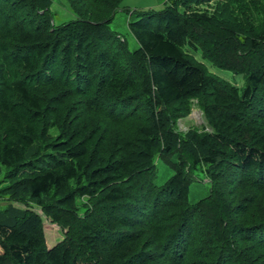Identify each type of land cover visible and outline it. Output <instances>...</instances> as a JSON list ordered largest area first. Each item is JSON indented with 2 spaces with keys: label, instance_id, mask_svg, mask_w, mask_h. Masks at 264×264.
<instances>
[{
  "label": "trees",
  "instance_id": "1",
  "mask_svg": "<svg viewBox=\"0 0 264 264\" xmlns=\"http://www.w3.org/2000/svg\"><path fill=\"white\" fill-rule=\"evenodd\" d=\"M78 1L80 19L62 26L49 19L51 0H34L29 18L18 14L28 0H0V111L11 115L0 119V171L12 178L11 196H30L69 228L47 247L39 215L0 209V264H264V10L169 0L131 13V50L111 20H87ZM199 47L214 65L244 73V88L194 61ZM141 95L151 125L126 141L129 151L91 146L84 102L121 120ZM195 98H204L210 130L180 138L168 111L188 114ZM161 145L173 173L157 184ZM200 168L209 191L191 201ZM79 197L90 200L84 211Z\"/></svg>",
  "mask_w": 264,
  "mask_h": 264
},
{
  "label": "rangeland",
  "instance_id": "2",
  "mask_svg": "<svg viewBox=\"0 0 264 264\" xmlns=\"http://www.w3.org/2000/svg\"><path fill=\"white\" fill-rule=\"evenodd\" d=\"M33 1L28 0L27 8L24 7L18 9V14L21 15L20 18H29L27 10H29V13H32L30 9L34 4ZM84 1L87 3V10L84 9L86 10L84 13L85 16L94 19L87 20L93 21V23H101L105 22L106 20H111V29L117 33L116 35L119 40L123 44H127V46H129V49L131 50H134L139 45L138 41L131 33L128 26V21L131 17V13L147 10L158 12L165 8L166 5L170 2L169 0H120L117 6H111L103 0L100 2V4L92 5L88 3L90 0ZM71 2H73V5H78L77 3L79 1L72 0ZM245 2H247L248 5L256 6L263 13V0H245ZM73 5H71L69 0H51V15L49 19H51L52 23L62 26L80 19V15L75 13L74 9H72ZM5 7V9H9L8 3L5 4ZM208 9L210 11L213 10V8L209 7ZM79 10L81 12L84 11L82 9ZM44 12L45 10H42L38 13L42 14ZM248 12L251 13L252 17L254 16V13L251 10H248ZM260 22H264V15L261 19H259V23ZM202 51V48L199 47L198 51H190L189 53L192 55L191 57L194 59V61L198 63H204L211 73L216 74L217 76L229 81L239 88H244V86L246 85V75L244 73H235L232 70L214 65L211 61L203 58ZM143 75L137 71V76L140 78V81H142ZM72 96L73 93L71 90H69L65 94V96H62V99L64 100L63 102L69 105ZM191 102V109L188 114H176L175 111H171L172 108H170L168 111V114L172 119L171 129L173 133H175L180 138H187L193 131L204 133L205 131L210 130L208 117L204 110V98H195ZM67 105L66 109H69ZM89 105V103L84 102L83 107H87V109L85 110L86 112L83 113V117L88 125H94L96 127L94 131L95 133L93 132L94 138L91 140L90 145L94 147V145H96V142L99 141L101 143L102 154H108V151H111V148H116V151L121 150L127 153L130 147L126 145V141L136 139L137 136H140L142 134L141 129L143 127H148L151 125V119L149 116L150 109L146 105V102L143 99L142 95L138 96V98L136 97L135 101L132 104L133 108L131 109V111L133 110L134 112L131 113L129 115V118L127 119H112L110 118V116L106 115L105 109L95 107V104L93 105L94 107ZM80 112L77 115H80ZM5 115L11 117L10 114H6L0 111V119L2 117H5ZM98 136H100L102 140H96ZM42 146L43 143L38 141L34 149L35 152L39 153L42 150ZM162 152L163 146L161 145V149H158L155 155L158 167L157 176L155 178L157 184L164 183L166 179L173 173V170L169 165H166L162 161H160V156H163L164 154ZM194 175L195 180L192 182L190 188L191 201H195L205 196L208 193L210 187V180L208 176L201 170V168L196 169ZM11 179L12 178L7 179L5 169L2 168V170L0 171V209L12 206L21 209H27L39 215L42 220L45 243L47 247H51L57 242L63 240L69 229L68 226L63 223H58L48 217L44 213L41 203L37 202L30 196H25L21 193H16L18 194V196L20 195L19 199L15 198L16 196H11V194L7 192L8 186L12 183ZM47 198L48 197H44L43 199L47 200ZM87 203L90 205V200L89 198L87 200L86 197H79L76 200V205L80 207L81 211H84Z\"/></svg>",
  "mask_w": 264,
  "mask_h": 264
}]
</instances>
